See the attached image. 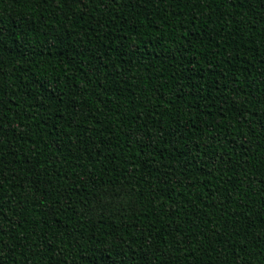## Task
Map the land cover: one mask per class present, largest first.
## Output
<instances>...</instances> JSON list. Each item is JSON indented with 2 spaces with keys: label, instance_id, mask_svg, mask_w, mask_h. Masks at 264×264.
<instances>
[{
  "label": "trees",
  "instance_id": "trees-1",
  "mask_svg": "<svg viewBox=\"0 0 264 264\" xmlns=\"http://www.w3.org/2000/svg\"><path fill=\"white\" fill-rule=\"evenodd\" d=\"M0 264H264V0H0Z\"/></svg>",
  "mask_w": 264,
  "mask_h": 264
}]
</instances>
